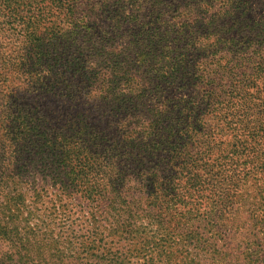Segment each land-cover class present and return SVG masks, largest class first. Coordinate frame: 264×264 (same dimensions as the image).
<instances>
[{"label": "trees", "instance_id": "1", "mask_svg": "<svg viewBox=\"0 0 264 264\" xmlns=\"http://www.w3.org/2000/svg\"><path fill=\"white\" fill-rule=\"evenodd\" d=\"M214 1L184 0L172 12L188 25L142 28L117 52L74 38L62 52L63 0H0L35 99L0 121V264H264V19L252 0ZM136 4L99 14L121 23ZM238 14L246 41L225 52L219 24ZM53 82L103 113H51Z\"/></svg>", "mask_w": 264, "mask_h": 264}, {"label": "rangeland", "instance_id": "2", "mask_svg": "<svg viewBox=\"0 0 264 264\" xmlns=\"http://www.w3.org/2000/svg\"><path fill=\"white\" fill-rule=\"evenodd\" d=\"M120 1L121 0H63V5L69 10L68 13L71 14V16L65 20L62 18L61 21L58 22L61 25L60 29L65 32L61 40L64 44H62V46L59 45L58 48L62 52L68 50L73 52V49H69L67 42H70L72 38H74L75 41H71L72 43L70 46L71 48L76 47L78 51H82L81 49L84 47H89V49H91V47H99L106 49V51L112 50L117 52L122 46L127 44L128 41L133 42L136 38L135 35L139 33L142 28L166 26L167 24L176 22L182 26L188 25V21L175 16V12H172L174 10L178 11L180 6L184 5V0H124L127 1L129 5L138 4L134 6L137 8H131L130 10V13L136 15V18L132 17L131 19H126L121 23H118L117 20L113 18V14L112 17H109L107 14H99V9L101 7L113 13L112 9H115V3ZM212 1L214 0H210V2ZM252 1H254V5H251L253 10L250 13L253 19L260 22L264 19V0ZM220 2L221 1L215 0L213 3ZM228 2L229 0H227V2L224 0V2L221 3H226L225 5L227 6ZM245 2H248V0H245ZM241 3L242 0L237 2L239 6ZM7 10L8 8L5 6L0 7V22L3 23L4 29V32L0 33V37L4 36L3 42L0 40V121L6 119L11 123V119L16 115L33 113L35 110L33 103L35 99L33 98L31 86L29 47L18 40H14L15 38L17 39L19 31L14 23L7 21V16L11 14V12L8 13ZM159 11H166L164 14L165 16H163V18H167L165 24L158 23V21L154 19ZM240 20H242V17L238 14L236 20L235 18H233V20L229 18L228 23L224 24L225 21H221L219 24L221 25L220 36H222L226 42L230 43V46L228 45V47H226L225 52L234 49L232 44H241L246 41V36H242L241 32L243 30L246 32L248 28L244 27L245 21L240 23ZM82 21L84 26H82ZM149 21L150 23L148 24ZM234 21L240 24L236 26L231 25ZM71 24H73V26ZM70 27L73 28L71 33L69 32L71 31ZM258 29H264V20L258 25ZM8 37H10V39L7 41ZM237 51L238 48H236V53ZM262 55H264V52ZM147 79L148 78H142L136 80L139 81L138 84H142V81L149 83ZM55 83L56 82H53L49 87L52 90L48 99L42 100V103L49 105L51 113H66L67 116L71 118L74 117V122L78 120L76 116H78L79 113H100V115L103 113L100 108H98L99 110L95 109L97 106H94V109H92L93 107L90 108L88 104L85 106H78V102L75 101L71 103L64 102V100L66 101L65 96L60 98L53 96L55 95L54 89L57 88ZM157 83L158 80L153 78L152 84ZM146 96L149 101H154L155 99L154 94L152 95L149 93ZM76 97L78 98V92ZM88 123L91 125L93 120L89 119ZM2 130L3 126L0 127V131ZM27 173L29 175L21 176L17 179L18 182H12L15 183L14 185L17 189L19 188L22 191L28 189V182L34 179L33 175H35V171L30 170L27 171ZM35 179L38 184L45 183L44 179L39 176H36ZM14 181L16 180L14 179ZM75 203H77V201H74V204Z\"/></svg>", "mask_w": 264, "mask_h": 264}]
</instances>
